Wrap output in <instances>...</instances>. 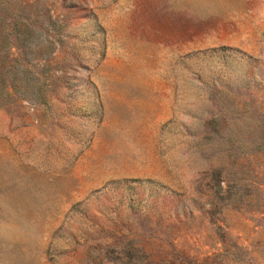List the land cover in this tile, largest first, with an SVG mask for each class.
<instances>
[{
    "label": "rangeland",
    "instance_id": "374dc122",
    "mask_svg": "<svg viewBox=\"0 0 264 264\" xmlns=\"http://www.w3.org/2000/svg\"><path fill=\"white\" fill-rule=\"evenodd\" d=\"M23 1L0 264H264V0Z\"/></svg>",
    "mask_w": 264,
    "mask_h": 264
},
{
    "label": "trees",
    "instance_id": "16d2710c",
    "mask_svg": "<svg viewBox=\"0 0 264 264\" xmlns=\"http://www.w3.org/2000/svg\"><path fill=\"white\" fill-rule=\"evenodd\" d=\"M4 2V0H0V36L3 38V42L10 43L11 50H17L16 53L11 55L20 56L23 59L25 51L30 47L31 41L36 37V33L49 31V26L54 21V18L50 11L49 14L47 11V15L43 16H24L17 13L15 10L18 8L17 6L29 4L28 1L10 0L11 3L9 5L3 4ZM42 18L46 19L45 24L44 21H40ZM45 40L47 39L45 38Z\"/></svg>",
    "mask_w": 264,
    "mask_h": 264
}]
</instances>
